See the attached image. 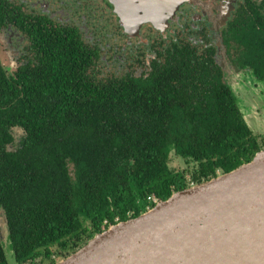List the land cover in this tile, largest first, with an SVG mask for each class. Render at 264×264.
Wrapping results in <instances>:
<instances>
[{"label":"trees","instance_id":"16d2710c","mask_svg":"<svg viewBox=\"0 0 264 264\" xmlns=\"http://www.w3.org/2000/svg\"><path fill=\"white\" fill-rule=\"evenodd\" d=\"M247 36L236 42L264 82V31ZM37 37L38 63L14 75L0 63V209L16 264H56L153 209L151 199L168 200L264 149L232 88L194 52L149 77L95 81L71 38ZM16 128L26 136L10 152ZM172 154L190 168L172 169ZM0 264H10L1 238Z\"/></svg>","mask_w":264,"mask_h":264},{"label":"flooded vegetation","instance_id":"af4514ba","mask_svg":"<svg viewBox=\"0 0 264 264\" xmlns=\"http://www.w3.org/2000/svg\"><path fill=\"white\" fill-rule=\"evenodd\" d=\"M0 16V63L11 75L38 63L37 34H45L71 38L95 81L149 77L188 50L264 100V82L236 42L238 34L264 31V0H0ZM255 112L256 135L264 136V111ZM12 134L10 152L26 136L18 128Z\"/></svg>","mask_w":264,"mask_h":264},{"label":"water","instance_id":"95a60500","mask_svg":"<svg viewBox=\"0 0 264 264\" xmlns=\"http://www.w3.org/2000/svg\"><path fill=\"white\" fill-rule=\"evenodd\" d=\"M224 82L250 125L256 102L249 115L226 71ZM244 87L252 89L240 84L237 91ZM8 237L1 208L0 238L9 257ZM56 264H264V149L251 162L111 226Z\"/></svg>","mask_w":264,"mask_h":264},{"label":"rangeland","instance_id":"374dc122","mask_svg":"<svg viewBox=\"0 0 264 264\" xmlns=\"http://www.w3.org/2000/svg\"><path fill=\"white\" fill-rule=\"evenodd\" d=\"M251 88H252V86H251ZM237 86H236V94L238 95V97H239V92L237 91ZM252 90H253V88H252ZM250 100H252V101H255L256 102V105L258 106V107H261L262 108V111H264V104H263V101L264 100H259V99H263L262 97H260V96H257V95H250L249 97H248ZM246 112V111H245ZM257 113V112H256ZM258 114V113H257ZM257 114H256V116H257ZM170 167L172 168V169H174L175 171H185V170H187L188 168H190V166H188L187 164H185L184 162H183V160L182 159H180V158H178V157H175V155L174 154H172V156H171V163H170ZM188 178V177H187ZM192 187V186H191ZM13 256L12 255H9V260H10V264H16L15 263V261H14V259L12 258ZM64 259L63 258H60V259H58L57 260V262L58 263H60L61 261H63Z\"/></svg>","mask_w":264,"mask_h":264},{"label":"crops","instance_id":"0c3cea01","mask_svg":"<svg viewBox=\"0 0 264 264\" xmlns=\"http://www.w3.org/2000/svg\"><path fill=\"white\" fill-rule=\"evenodd\" d=\"M245 88V90H243V92L241 93L242 94V100H243V102H244V105L242 106V107H244V110L246 111V112H248V114L249 115H251V111H252V107L254 106V105H252L253 103H254V101H252V100H250L248 97L252 94V89H250V88H247V87H244ZM259 100H263V99H259ZM255 104V103H254ZM242 105V104H241ZM249 121H250V126L254 129V130H256V129H258V127H259V120H258V118H257V116L255 117V118H249Z\"/></svg>","mask_w":264,"mask_h":264},{"label":"built area","instance_id":"2783aa9c","mask_svg":"<svg viewBox=\"0 0 264 264\" xmlns=\"http://www.w3.org/2000/svg\"><path fill=\"white\" fill-rule=\"evenodd\" d=\"M193 186H194V185H193ZM149 199H150V198H149ZM151 201L155 202L154 199H151ZM155 203H157V202H155Z\"/></svg>","mask_w":264,"mask_h":264}]
</instances>
